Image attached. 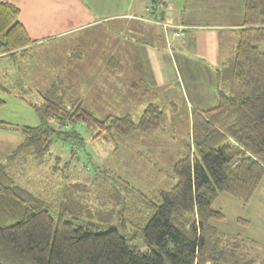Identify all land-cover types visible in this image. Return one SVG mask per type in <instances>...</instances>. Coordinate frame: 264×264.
Masks as SVG:
<instances>
[{
    "label": "trees",
    "instance_id": "trees-1",
    "mask_svg": "<svg viewBox=\"0 0 264 264\" xmlns=\"http://www.w3.org/2000/svg\"><path fill=\"white\" fill-rule=\"evenodd\" d=\"M20 12L0 2V56H25L35 44ZM236 35L234 59H226L215 73L217 104L191 111L185 135L172 137L180 148L173 186L145 195L109 171H99L88 182L111 176L115 187L106 196L94 189L70 197L85 205L87 222L67 220L71 211L64 208L62 187L35 194L17 180V173L45 161L53 138L63 133L52 122L59 127L81 122L98 129L96 137L114 131L129 138L166 131L167 114L149 104L137 121L131 115L99 119L79 100L67 104L70 89L63 78L39 92L42 104H30L40 123L18 127L23 141L0 163V264H254L248 252L253 241L222 232L212 222L225 217L213 208L220 194L248 204L264 178V51L258 47L264 42V0H245ZM133 87L143 89L141 83ZM112 209L126 232L142 237L148 250L133 246L115 227L100 230L103 212Z\"/></svg>",
    "mask_w": 264,
    "mask_h": 264
},
{
    "label": "rangeland",
    "instance_id": "rangeland-1",
    "mask_svg": "<svg viewBox=\"0 0 264 264\" xmlns=\"http://www.w3.org/2000/svg\"><path fill=\"white\" fill-rule=\"evenodd\" d=\"M176 1L177 4H174L173 10L186 22L215 21L216 19L224 22L228 19L227 16L225 17L227 13L233 21L238 22L237 19L243 16L245 7V0ZM27 12L26 10L25 13ZM139 36L142 39L147 38L143 32ZM89 38L88 34L81 32L66 40L61 39L58 42L32 47L27 55L16 57L9 62L5 59L0 60V80L7 71H13L15 78L25 76V73L22 74L23 66L29 70V77H35L36 81L38 78L41 80L35 86L32 83L28 86L15 85L10 94L0 90V99L8 102L5 110L2 109L0 112L11 122L20 126H36L40 123L39 115L30 103L41 105L42 99L39 92L47 90L57 78H63L66 84L72 85L66 98L69 106L77 99L86 100L85 103L88 106L86 104L85 106L90 108L99 119L107 115L130 114L137 121L149 104H157L165 110L168 122L166 132L143 137L119 138L114 131L96 137L98 129H89L81 122L60 127L52 122L57 131L63 133L53 138L50 153L45 157V161L42 164H31L25 173H17V180L35 194L46 191L55 193L62 187L60 192L64 196L62 197L64 208L71 211L67 220L75 221L74 218H77L83 222H87L90 218L83 209L85 205L70 197L75 192L84 196L94 189H99L106 196L109 187H115V184L110 185L113 183V178L109 175L106 178L102 176L95 179L94 184L88 182L99 171H109L112 175L126 180L145 195H151L160 189L169 190L174 182L173 165L180 158L179 144L172 137L176 135V130L185 135L187 125L184 104L178 91H173L172 95L167 93V99L159 98V100H152L150 97L137 93L131 97L128 96L126 102L121 99L112 102L99 100L95 104L88 102L87 99L90 96L88 87L90 91L104 92L99 86L101 79H104L103 73H100L101 65L95 66L98 72H95L94 68L89 72L93 62L97 61L91 57L86 48ZM98 40L101 44V40ZM236 42L237 35L234 37L224 33L225 53L232 60L235 56ZM258 47L264 51V43L258 44ZM107 78L124 84L123 76L117 73H109ZM166 100H171L178 111L174 110L171 103L165 102ZM74 132L79 135H74ZM0 135L9 139L7 147L0 149V163H3L7 155L22 142L23 137L19 132L5 130H0ZM116 208L118 210V207ZM213 208L225 215L222 220H214L213 225L222 232L240 234L252 240L253 242L249 244V255L254 258V264H264V178L248 204L222 193ZM57 211H59L58 208L52 211L55 218H58ZM103 214L105 221L100 223L101 231L115 227L133 246L142 251L148 250L142 237L126 232L121 216L116 215L113 209L109 212L104 211ZM126 218L130 219V216L127 215ZM239 219H246L250 221V224L245 225Z\"/></svg>",
    "mask_w": 264,
    "mask_h": 264
},
{
    "label": "crops",
    "instance_id": "crops-1",
    "mask_svg": "<svg viewBox=\"0 0 264 264\" xmlns=\"http://www.w3.org/2000/svg\"><path fill=\"white\" fill-rule=\"evenodd\" d=\"M0 2H9L19 7L20 21L35 43L28 49L58 42L61 39L66 40L81 32L90 36L86 48L97 61L93 62L89 72L93 68L98 72L95 66L101 65L100 73H103L104 79H101L99 86L104 92L90 91L88 87L90 95L88 102L95 104L99 100L125 101L128 96L137 93L152 100H159L167 99V93L172 95L173 91H178L187 114L185 116L187 127L191 111L208 109L217 104L215 73L228 59L224 48V33L235 37L244 20V14L236 22L227 13L225 17L228 19L224 22L218 19L186 22L173 10L174 4H177L176 0H0ZM142 32L146 34V39L140 38ZM97 38L101 40V44ZM3 59L9 62L15 58L1 55L0 60ZM21 69L25 76L15 78L13 71H7L1 77L0 86L12 89L15 85L28 86L32 83L35 86L40 83L39 78L36 81L35 77L28 76L29 70L25 66ZM109 73L122 75L124 84L108 79ZM135 83H141L143 89L136 90L133 87ZM67 85L70 89L69 94L72 85ZM0 90L3 91L1 88ZM143 90H146L145 94L142 93ZM77 100L83 105L86 104V100L81 98ZM165 102L171 103L176 109L171 100ZM7 104L8 102L4 101L0 110H5ZM22 126L14 124L0 112V130L20 133L17 129ZM164 132L166 131L155 133ZM176 132L179 135L180 132L177 130ZM8 141L7 137L0 135V149H5Z\"/></svg>",
    "mask_w": 264,
    "mask_h": 264
}]
</instances>
